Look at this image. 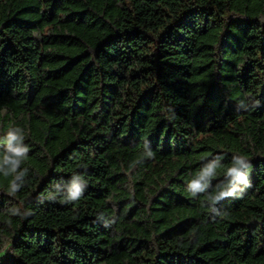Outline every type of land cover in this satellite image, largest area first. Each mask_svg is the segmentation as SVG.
Listing matches in <instances>:
<instances>
[{
	"label": "trees",
	"instance_id": "trees-1",
	"mask_svg": "<svg viewBox=\"0 0 264 264\" xmlns=\"http://www.w3.org/2000/svg\"><path fill=\"white\" fill-rule=\"evenodd\" d=\"M0 264H264V0H0Z\"/></svg>",
	"mask_w": 264,
	"mask_h": 264
},
{
	"label": "clouds",
	"instance_id": "clouds-1",
	"mask_svg": "<svg viewBox=\"0 0 264 264\" xmlns=\"http://www.w3.org/2000/svg\"><path fill=\"white\" fill-rule=\"evenodd\" d=\"M19 130V129H17ZM20 138L17 137L14 133L10 132L8 135V151L12 154L11 156L6 157V163H10L12 165V171H15V168L19 165L21 158L25 157V154L28 151L27 147H20L17 142ZM243 164V158H236L233 165L227 168L225 175L230 177L229 185L235 181H239L242 184L247 185L249 183L248 175L246 173H242L240 171V165ZM217 165H212L206 168L201 172L199 178L193 180L189 183L188 188L190 192L195 196L196 193L204 191L206 187L207 180L216 174ZM9 173L5 172L4 175L7 176ZM202 181L204 183H202ZM18 185L12 182L13 192L18 189ZM230 193L227 191H220L217 196L214 197V201H218L229 195ZM81 195V190L79 186L74 185L70 190L69 199L72 201L77 200Z\"/></svg>",
	"mask_w": 264,
	"mask_h": 264
}]
</instances>
